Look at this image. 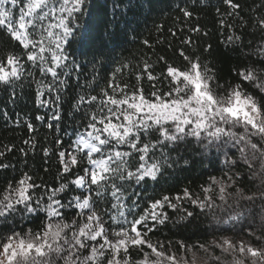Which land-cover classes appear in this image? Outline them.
<instances>
[{
    "label": "snow or ice",
    "instance_id": "1",
    "mask_svg": "<svg viewBox=\"0 0 264 264\" xmlns=\"http://www.w3.org/2000/svg\"><path fill=\"white\" fill-rule=\"evenodd\" d=\"M223 2L230 9L226 15H239L240 4L234 0ZM85 3L86 0H0V30L19 49L0 57V84L11 87L14 93L17 84L29 78L34 80L40 105H56L51 120H61L57 102L69 86L72 72L79 67L74 60L69 62L63 44L79 27L78 14L83 13ZM260 7L264 8V3ZM182 11L184 16H192L187 9ZM220 23L231 27L223 20ZM256 23L264 32V17ZM227 40L241 42L242 37L230 35ZM179 54L185 61L183 68L166 64V72L155 76L148 71L152 67L148 65L142 74L150 82L166 81V91L153 83L151 91L145 94L139 83L142 76H137L138 83L131 90L128 84H116L113 80L108 84L111 94L101 89L99 95L76 97L73 108L76 112L84 108V119L74 132L75 139L56 153L60 169L55 185L37 183L33 175L25 172L0 193V218L4 220L15 215L28 218L45 214L38 230H13L0 237V264H200L197 252L185 243L179 242L180 247L191 251V258L178 259L150 236L169 220L164 209H177L183 200L201 211L231 209L226 219H213L217 224L232 223L233 227L234 222L251 213L241 202L255 205L259 201L264 221V101L242 86L247 81L264 94V69L241 70L237 75L242 82L225 88L199 56H190L183 50ZM257 54L264 56V45ZM36 72L41 79L36 80ZM46 93L53 97L51 101L40 99ZM27 127L34 131L31 123ZM48 127L53 125L49 123ZM189 138L205 149H235L238 159L250 169L258 164V170L252 173L260 180L258 191L246 195L236 187L235 192H230L240 173L235 177L225 173L229 182L210 177V183L201 186L203 196L185 188L182 194L164 195L138 212L135 200L129 204L128 188L149 178L155 181L165 166H171L166 150H174ZM62 143L57 138L56 144ZM6 151H12V147H6ZM43 152L50 155L48 148ZM4 155L0 152V157ZM225 156L228 157L227 151ZM237 162L226 159L231 166ZM8 167L9 164L0 163V168ZM70 209L74 211L71 220ZM184 213L180 222H190L194 213L187 209ZM248 235L264 244V236L254 232ZM196 247L207 254L202 264H264V247L244 240L234 242L221 237L210 245ZM216 249L231 260L215 254Z\"/></svg>",
    "mask_w": 264,
    "mask_h": 264
},
{
    "label": "trees",
    "instance_id": "2",
    "mask_svg": "<svg viewBox=\"0 0 264 264\" xmlns=\"http://www.w3.org/2000/svg\"><path fill=\"white\" fill-rule=\"evenodd\" d=\"M234 2L241 6L239 15L229 16L226 13L230 9L223 0H86L83 13L78 14L79 27L63 44L69 62L74 60L79 67L72 72L69 86L57 102L62 117L60 121L50 119L56 111L55 104L40 105L37 84L31 78L17 84L14 93L11 87L0 84V152H5L0 157V163L10 165L0 168V193L10 181L15 183L25 172L33 175L37 183L43 181L55 185L60 169L56 153L68 147L75 139L74 132L83 123L84 108L80 112L73 108L78 95H99L101 89H107L111 94L108 84L113 80L116 84H128L131 90L138 83L137 76H142L139 83L145 94L151 91L153 83L166 91V81L163 84L159 81L150 82L142 74L148 65L152 66L148 71L155 76L166 72V64L183 68L185 61L179 54L181 50L190 56H199L203 63L214 70L217 81L225 88L242 82V78L237 75L241 70L252 67L259 72L264 69V56L257 54L264 45V32L256 23L264 17V8L260 7L264 0ZM183 9L192 12V16H184ZM221 20L231 27L222 25ZM197 28L199 31L192 30ZM230 35H239L242 41L229 43L227 37ZM18 50L7 34L0 30V57L9 51ZM117 68L121 71L116 72ZM35 76L36 80L41 79L38 72ZM242 86L264 101V94L255 90L249 82L244 81ZM40 99L51 101L53 97L46 93ZM38 116L44 119L39 120ZM28 123L33 125L34 131L29 130ZM49 123L53 125L52 128L48 127ZM57 138L63 141L62 145L56 144ZM25 140L30 143L25 144ZM6 147H12V151H6ZM44 148L49 149V156L44 155ZM166 151L171 166H165L162 175L155 181L149 178L138 185L132 183L128 188L129 204L135 200L139 204L138 212L164 195L175 197L182 194L185 188L194 195L203 196L201 186H207L210 177L229 182L225 173L234 177L240 173L235 187L229 188L230 192H235L236 187L242 188L246 195L258 191L260 180L252 175L258 170V164L250 169L238 159L239 153L233 148L217 150L209 146L205 149L194 138H189L174 150ZM227 158L237 159L238 162L231 166L226 163ZM228 202L231 204L232 200ZM220 203L217 200V204ZM259 203L257 201L253 205L242 201V207L251 209V213H246L245 218L234 222L233 227L232 223L217 224L213 219V216L226 219L231 209L201 211L183 200L177 209H164L169 220L165 225H159L158 230L150 236L154 243L160 241L165 246L164 250L178 259L191 258V251L180 247L179 242L185 243L197 252L200 264L207 259V254L196 246L210 245L221 237L264 247L254 236L248 235L254 232L257 236H264ZM184 209L194 213L190 222H180V217L185 214ZM73 214L74 211L70 209L69 220ZM44 219V213L28 218L21 215L11 216L7 220L0 218V237L13 230L21 233L28 229L38 230ZM215 254L222 255L219 249L215 250ZM133 255H136L135 252ZM222 259L230 261L231 257L222 255Z\"/></svg>",
    "mask_w": 264,
    "mask_h": 264
}]
</instances>
